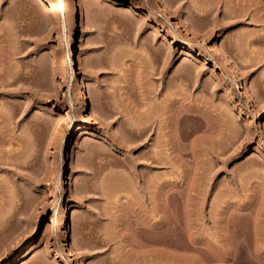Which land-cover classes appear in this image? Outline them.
Listing matches in <instances>:
<instances>
[{"label": "rangeland", "instance_id": "rangeland-1", "mask_svg": "<svg viewBox=\"0 0 264 264\" xmlns=\"http://www.w3.org/2000/svg\"><path fill=\"white\" fill-rule=\"evenodd\" d=\"M118 1L0 0V264H264V0Z\"/></svg>", "mask_w": 264, "mask_h": 264}, {"label": "bare ground", "instance_id": "bare-ground-1", "mask_svg": "<svg viewBox=\"0 0 264 264\" xmlns=\"http://www.w3.org/2000/svg\"><path fill=\"white\" fill-rule=\"evenodd\" d=\"M114 1L116 3H119L118 0H114ZM153 1L156 2L157 0H153ZM101 4L102 3H100V5ZM100 5H98V6L100 8H103ZM161 5H162V9H161L162 14L168 20H172L173 16H172V12H171L169 4L165 0H161ZM182 21H183L184 25H187V23L183 19L181 20V22ZM175 25H177V27H178L179 26V22H175ZM188 28L190 29L191 33L195 37L199 36L198 30H196L194 27L188 26ZM170 42L174 43L175 41L172 39ZM211 51H212L213 55H215V57L221 61V63H224L227 66H229L231 72L235 75V70H236L235 62L233 61L232 57L223 49V47L219 43H214L212 45V47H211ZM183 54L191 55V51L186 48V50H185V52H183ZM69 66H71L75 70L77 69L78 73L82 74V70L78 67V64L76 62L75 57H73V56L70 57ZM215 66H217V64ZM234 78H235V80L238 79L236 75L234 76ZM237 83H238V85H237L238 88L242 89L247 101L250 102V103L251 102L253 103L254 101H253L251 93L248 91V88L242 82L238 81ZM84 87H86V84H85L84 77H82L81 82L79 83V88H78V93L81 96V99L78 101L79 104L77 105V109L85 112V122L79 124L78 132L79 131H87L91 121L97 117L96 111L94 110V108H90L88 106L89 102H87V100H86ZM70 178H71V176H68V179H67L66 183H68V184L72 183V179H70ZM54 221H55L54 218H52L51 222L54 223ZM66 221H67V224H68L67 212H65V214H64V222H66ZM35 232H36V230H34L33 233L30 234V236H28V238L24 242H22L21 249L19 250L17 255L14 256L11 259V261H20L22 259V257H24L27 254L28 249L33 244V241H35V235H34ZM31 235H32V237H31ZM62 241H63V246L68 249V255L70 256V258L75 260V264H82L79 260L76 259L77 251H76L74 245L69 243V235H68V232L66 230H64ZM9 263L10 262H8V264Z\"/></svg>", "mask_w": 264, "mask_h": 264}]
</instances>
